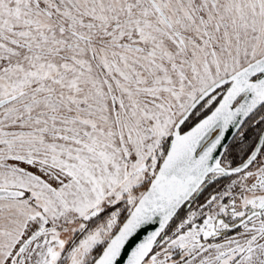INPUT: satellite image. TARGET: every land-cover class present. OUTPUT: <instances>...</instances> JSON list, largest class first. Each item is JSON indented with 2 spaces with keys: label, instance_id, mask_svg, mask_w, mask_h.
Returning <instances> with one entry per match:
<instances>
[{
  "label": "snow or ice",
  "instance_id": "1",
  "mask_svg": "<svg viewBox=\"0 0 264 264\" xmlns=\"http://www.w3.org/2000/svg\"><path fill=\"white\" fill-rule=\"evenodd\" d=\"M0 264H264V0H0Z\"/></svg>",
  "mask_w": 264,
  "mask_h": 264
},
{
  "label": "water",
  "instance_id": "2",
  "mask_svg": "<svg viewBox=\"0 0 264 264\" xmlns=\"http://www.w3.org/2000/svg\"><path fill=\"white\" fill-rule=\"evenodd\" d=\"M232 142V137H229L228 143L230 144Z\"/></svg>",
  "mask_w": 264,
  "mask_h": 264
},
{
  "label": "trees",
  "instance_id": "3",
  "mask_svg": "<svg viewBox=\"0 0 264 264\" xmlns=\"http://www.w3.org/2000/svg\"><path fill=\"white\" fill-rule=\"evenodd\" d=\"M231 143H232V142H231ZM231 143H230V144H231Z\"/></svg>",
  "mask_w": 264,
  "mask_h": 264
}]
</instances>
